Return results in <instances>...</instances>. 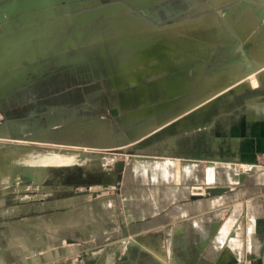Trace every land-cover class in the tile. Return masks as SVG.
<instances>
[{"label": "crops", "instance_id": "crops-1", "mask_svg": "<svg viewBox=\"0 0 264 264\" xmlns=\"http://www.w3.org/2000/svg\"><path fill=\"white\" fill-rule=\"evenodd\" d=\"M91 1L0 0V38L75 14ZM213 1L123 3L153 24H167ZM236 9L257 32L264 28V14L258 27L251 12ZM85 96L82 105L77 94L75 102L66 96L49 107H94L99 95ZM249 106L131 155L143 165L107 161L113 168L104 176L86 171L79 182L62 180L54 188L63 194L22 216L13 214L18 208L6 210L0 264H264V103ZM98 165L104 167L92 164ZM212 188L223 191L210 194ZM215 223L220 228L211 237Z\"/></svg>", "mask_w": 264, "mask_h": 264}, {"label": "rangeland", "instance_id": "rangeland-1", "mask_svg": "<svg viewBox=\"0 0 264 264\" xmlns=\"http://www.w3.org/2000/svg\"><path fill=\"white\" fill-rule=\"evenodd\" d=\"M214 1L176 22L153 24L143 15L129 10L124 6L123 0H93L75 14L61 16L36 26H51L52 22L62 21L61 26L64 28L55 29L51 35L43 38L51 43L56 42L53 50L38 53L35 63L27 65L25 62L23 66L20 65L22 66L20 69L28 67L26 69L29 70H25V77L29 82L9 90L6 95L0 94V132L2 130L0 146L7 149L11 145L24 143L25 146L36 147L44 152L63 150L86 152L91 156L88 160L97 159V161L71 163L68 167L51 168L42 173L39 170L33 171L31 176L26 177L23 174L18 180L13 176V171L7 170V165L5 167L0 164V200L4 202L2 206L0 205V222L3 220L2 214L8 209L14 211L18 208L13 214L22 216L26 210L59 197L64 189L54 187H58L62 180L79 182L77 177H81L86 171L89 172L88 175L100 178L106 174V170L113 168L107 165V161L113 165L123 162L134 166L132 162L135 157L132 158L131 155H140L143 148L148 145H155L162 139L179 132L203 128L224 115L230 116L246 111L252 102L264 103V84H257L260 75L264 73V64L258 66L254 58L246 57L243 50L238 49L239 52L235 56L228 55L230 51L225 53L226 56H221L223 43L208 47L205 52L210 58L203 63V65L207 63V75H201L195 87H191V83L187 81L190 85L188 94L183 91L185 87L180 86L179 89L175 85L172 88L168 87L170 82L166 80L160 84L156 77L148 79L150 73L162 65L160 61L148 62V65L141 62L144 44L140 43L151 40L138 39L130 42L129 39H117L116 30L114 31L110 24L105 22L115 17L105 19L104 15H99L91 24L90 22L77 25L72 23L73 18L85 12L117 5L129 12L131 21L136 27L154 26L172 31L177 26L204 21L206 18L210 19L218 15L219 12L225 13L240 5L245 13L251 12L250 14L253 15L251 17L258 20L259 27L264 7L258 5V0H229L227 4L223 3L219 6L214 5ZM89 27L97 29L88 31ZM80 29H85V36H81L82 38L78 36ZM198 33L201 35L199 31L197 35ZM18 35L20 32L0 38V58L4 56L1 50L4 38ZM98 36H102L104 40L98 43L90 42ZM202 37V35L194 36V40H201ZM68 39H73L78 47L68 45V49L64 52ZM38 41L39 39H27L17 46L29 45L34 48ZM228 42L230 44L228 48H233L234 45H231L233 41L228 40ZM235 43L237 47L240 46L236 41ZM224 44L226 46L227 42ZM8 49H5V52ZM181 52L183 53L184 49ZM241 54L246 58L242 59ZM235 60H242L245 63L240 71L241 74L238 73V76L228 81L229 75L221 67L232 65ZM170 61L168 57L165 60V62ZM188 69L186 66L176 72L174 66L166 79L173 77V82L182 85L183 72ZM6 73L8 75L10 71ZM210 80H213L211 83L216 84L214 91L210 96L203 97L201 94L209 89ZM223 80L225 81L222 82ZM240 86L244 89L241 90ZM90 90L94 91L96 96L99 95L94 99L92 108L49 107L50 102L59 101L66 96L72 97L71 100L75 102L77 94H79V103L75 104L84 103L88 100L85 94ZM188 95L193 97L188 99ZM88 104L90 105L89 102ZM112 109L118 110L117 116H112ZM192 126L196 127L190 129ZM97 162L104 163V167L92 166ZM73 165L76 166L71 167ZM23 189L29 193L21 195Z\"/></svg>", "mask_w": 264, "mask_h": 264}, {"label": "bare ground", "instance_id": "bare-ground-1", "mask_svg": "<svg viewBox=\"0 0 264 264\" xmlns=\"http://www.w3.org/2000/svg\"><path fill=\"white\" fill-rule=\"evenodd\" d=\"M226 1L228 0H215L214 5L219 6L225 3ZM99 15H104L105 19L108 18L110 19L111 17H115L105 22H108L110 24V27L114 29V31L116 30L117 33L115 34V36L117 39L120 40L129 39L130 42H132L133 40L137 41L138 39H150L151 40L150 42H147L145 40L143 43H140V44H144L143 53H141L143 57L141 59V62L145 63V65H148L149 63L160 61L162 62L161 63L162 65L156 68L155 71L150 73L148 79L152 77H156L157 81H159L158 83L160 84L166 80L170 82L168 83L169 86L168 84L167 86L172 88L175 87V85H177L179 89L180 86L181 88L185 87L186 89H184L183 91L188 92V94H189L188 86L191 85V87H195V85L198 83V80L201 79L200 78L201 75L203 76L207 75V71H206V69L208 68L207 63L205 65H203V63L205 62V60H208L210 56H208L205 51L208 47H213L216 43L217 44L223 43L224 49L220 50L221 56H226L227 54L225 53H227L228 51L231 52L228 55L231 54L232 56H235L239 52V50H243V53L244 54L246 53V57L249 58L254 57V59L255 58L257 59V60L255 59V63L258 66H262L264 64V28L260 29V31L257 32L255 23L253 24L249 20L243 22L244 19H240L241 17H239V9L236 8L221 14L219 12L218 15L210 19L206 18L204 21L191 22L185 25L177 26L174 29H172V31L168 29H158L157 27L154 26L140 27V28L136 27L131 21L132 19L129 12L125 10L123 7L117 5L112 7L102 8L97 11L85 12L79 15L78 17L73 18L72 23H75L74 25H77V24H84L85 22L86 23L90 22L91 24L92 21ZM50 25L51 26L44 25L40 27H33V29H25L21 31L20 35L18 36L4 38V40L1 43V50L4 53V56L0 58V94L1 95H6V93L9 92V90L29 82V80L27 81V78L25 77L26 74L25 70H29L26 69L28 67H25V69L24 68L20 69V67H22L25 62L27 63V65L30 63H35V61L38 58V53L40 54L46 53L55 48L54 47L56 43L55 41L51 43V41L43 40V38L45 39L46 37L51 35L52 32L55 31V29L64 28V26H61L62 21H58V22L55 21L52 22ZM147 28L149 29L146 31ZM87 29L88 31L90 30L93 31L94 29L97 28L89 27ZM198 31L201 33L203 37L201 40L199 39L195 41L194 36L201 37L199 33H198L199 35H197ZM78 36L84 37L85 29H80ZM27 39L30 40L39 39V41L36 43L34 48H31V46L29 45H27L26 47L17 46L19 44H23L24 42H26ZM238 39H240V41H238ZM103 40L104 38L102 36H98V37H94L90 42L98 43V42H102ZM228 40L234 42L231 43V45H234L233 48H228V46L230 45ZM235 41L240 45L239 47L236 46ZM225 42H227L226 46L224 44ZM68 45H73L74 47H78V44L75 43L73 39H68V42L64 47L65 49L64 52H66V50L68 49L69 47ZM235 46L237 48H235ZM5 49L8 50L5 52ZM183 49L184 52L182 53L181 51H183ZM244 54L243 55L241 54L242 59L246 58ZM184 55L187 56L184 57ZM167 57L171 59L170 62H165ZM235 61L236 62L233 61L234 64L232 65H226V67L223 65L224 67H221L226 71L225 73H228L229 75V77L227 78L228 81L231 80V78H234V76H238V73L242 71L245 63L242 60L241 61L235 60ZM21 64L22 66H20ZM174 66L176 72H179V70L186 68V66H188V68L190 69V70L188 69V71L186 72H183L184 78H182L181 80L182 85H179L180 84L179 82L178 83L173 82L174 80L173 77L166 79L167 78L166 76L170 75L169 73H171L172 68H174ZM7 71H10V73L8 74L9 77L8 75H6ZM245 76L246 75H244V77ZM187 81L189 82V84L190 83L191 84L188 85ZM212 81L213 80L209 81L210 82V84H208L209 89L204 90L202 93L203 95L201 94V96L203 97H206L205 95L210 96L211 93L214 91V87L216 86V84L211 83ZM224 81L225 80H223L222 82ZM234 82L236 81H233V83ZM257 84H264V73L260 75ZM241 88L242 87L240 86V89ZM191 97L193 96L188 95V99H191ZM203 100L204 99H202V101ZM194 127L196 126H192L190 127V129ZM1 133L2 130L0 134ZM90 157H91L90 154L86 152H75V151L69 152L67 150L44 152V150L36 147L25 146L24 143L11 145L7 149L6 148L3 149L0 146V164L5 167L7 165L8 166L7 170L13 171L14 173L13 176L15 177L16 180H18V178L23 174H25L26 177L31 176V172L33 171L39 170V172L42 173L43 171L51 168L67 167L71 163L80 164L81 162L90 159ZM133 160L139 165L140 164L143 165L145 163V160L143 159L134 158ZM25 191L26 190H24V192L21 191L20 194L24 195V193L25 194L29 193ZM17 193L19 194L18 191ZM22 197L24 199V196ZM3 204L4 202L0 200V205L2 206Z\"/></svg>", "mask_w": 264, "mask_h": 264}, {"label": "water", "instance_id": "water-1", "mask_svg": "<svg viewBox=\"0 0 264 264\" xmlns=\"http://www.w3.org/2000/svg\"><path fill=\"white\" fill-rule=\"evenodd\" d=\"M111 114L112 116H117L118 115V110L117 109H112L111 110ZM120 167H123L124 166V163L123 162H120L118 163ZM210 194H216L217 192H220V191H223L219 188H212V189H208L207 190ZM219 228H220V224L218 223H215L212 225L211 227V237H214L218 231H219Z\"/></svg>", "mask_w": 264, "mask_h": 264}, {"label": "built area", "instance_id": "built-area-1", "mask_svg": "<svg viewBox=\"0 0 264 264\" xmlns=\"http://www.w3.org/2000/svg\"><path fill=\"white\" fill-rule=\"evenodd\" d=\"M254 166L253 165H247L244 167L245 172H251L253 170Z\"/></svg>", "mask_w": 264, "mask_h": 264}]
</instances>
